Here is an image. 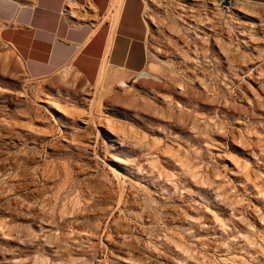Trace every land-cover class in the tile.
I'll return each instance as SVG.
<instances>
[{
	"label": "rangeland",
	"instance_id": "rangeland-1",
	"mask_svg": "<svg viewBox=\"0 0 264 264\" xmlns=\"http://www.w3.org/2000/svg\"><path fill=\"white\" fill-rule=\"evenodd\" d=\"M144 1L156 79L29 80L0 42V264H264V17Z\"/></svg>",
	"mask_w": 264,
	"mask_h": 264
},
{
	"label": "crops",
	"instance_id": "crops-1",
	"mask_svg": "<svg viewBox=\"0 0 264 264\" xmlns=\"http://www.w3.org/2000/svg\"><path fill=\"white\" fill-rule=\"evenodd\" d=\"M241 1L264 17V0ZM146 19L144 0H0V42L29 80L70 69L93 85L107 71H146Z\"/></svg>",
	"mask_w": 264,
	"mask_h": 264
},
{
	"label": "bare ground",
	"instance_id": "bare-ground-1",
	"mask_svg": "<svg viewBox=\"0 0 264 264\" xmlns=\"http://www.w3.org/2000/svg\"><path fill=\"white\" fill-rule=\"evenodd\" d=\"M247 3H249V2H247ZM245 7H246V6H245ZM241 8H244V7L241 6ZM148 18H149V17H148ZM149 19H151V17H150ZM69 70H70V69H69ZM105 75H106L105 73H102L101 76H100V79H99V80H101ZM136 78H145V79H151V78H152V79H156V78H154V77L150 74V72H148L147 70L144 71V72H142V73H140V74H138V75H136ZM119 86H120L121 88L126 87V85H125V83H124L123 80L120 81Z\"/></svg>",
	"mask_w": 264,
	"mask_h": 264
},
{
	"label": "water",
	"instance_id": "water-1",
	"mask_svg": "<svg viewBox=\"0 0 264 264\" xmlns=\"http://www.w3.org/2000/svg\"><path fill=\"white\" fill-rule=\"evenodd\" d=\"M229 4H230V0H224V2H223V5L224 6L227 7V6H229Z\"/></svg>",
	"mask_w": 264,
	"mask_h": 264
},
{
	"label": "built area",
	"instance_id": "built-area-1",
	"mask_svg": "<svg viewBox=\"0 0 264 264\" xmlns=\"http://www.w3.org/2000/svg\"><path fill=\"white\" fill-rule=\"evenodd\" d=\"M220 3H223L224 2V0H218ZM234 0H230V4H231V2H233Z\"/></svg>",
	"mask_w": 264,
	"mask_h": 264
}]
</instances>
